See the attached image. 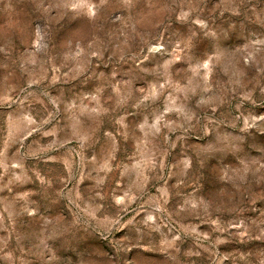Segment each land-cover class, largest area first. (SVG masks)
<instances>
[{
    "label": "rangeland",
    "instance_id": "374dc122",
    "mask_svg": "<svg viewBox=\"0 0 264 264\" xmlns=\"http://www.w3.org/2000/svg\"><path fill=\"white\" fill-rule=\"evenodd\" d=\"M0 264H264V0H0Z\"/></svg>",
    "mask_w": 264,
    "mask_h": 264
}]
</instances>
